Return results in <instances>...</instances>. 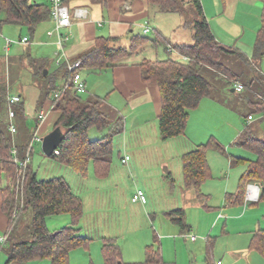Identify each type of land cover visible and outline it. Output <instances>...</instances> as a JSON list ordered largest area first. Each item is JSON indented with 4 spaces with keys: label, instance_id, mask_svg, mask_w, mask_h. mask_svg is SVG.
<instances>
[{
    "label": "rangeland",
    "instance_id": "1",
    "mask_svg": "<svg viewBox=\"0 0 264 264\" xmlns=\"http://www.w3.org/2000/svg\"><path fill=\"white\" fill-rule=\"evenodd\" d=\"M31 1L47 5L51 2V0ZM77 3L79 0L70 2L72 10L77 6ZM179 14L174 16L175 22L181 21V26L175 30L171 29L169 24H164L167 23L169 17H162L165 19L158 21L159 17L153 21V25L163 23L161 25L165 29V34L171 36L173 41L192 44L194 31L191 26L198 14L197 8L194 3H190L184 6ZM3 18L4 15L0 11V21ZM0 26L2 29L4 28L3 34H0V84L9 83L11 94H18L40 79L39 75L30 69L32 65L28 64L27 47L17 43L20 35L29 34L32 36V33L27 26L21 27L15 24ZM22 28L23 32L21 33L20 29ZM138 32L148 37L154 35L152 31L145 33L144 30H137ZM7 41L15 42L11 46L9 45L10 50L6 48ZM129 42L130 38L128 37L122 39V44ZM174 53L177 59H182L180 55ZM134 56H140L142 59L144 57L167 59L169 54L165 51V46L162 45L157 48L146 47L145 51H139ZM223 60L233 72L240 75V79L244 82H250L258 76V70L255 63H251V59L249 64L238 55L226 54ZM43 65L46 66L44 71L50 69V73L46 74V79L43 77L45 83L49 86L55 84L56 87H60L61 84L57 79V75L60 73L56 61L50 59L44 61ZM84 73L87 77L89 76L87 72ZM210 75L209 78L215 85L211 96L213 101H210V105L203 104L202 108L191 113L192 119L188 132L192 136L187 133V139L181 136V138L165 140L160 133L159 121L156 123L151 121L141 128L139 127L140 132L134 131L131 129L134 124L130 118L128 121L131 122L126 129L127 133L115 138L113 163L105 178H98L91 166L90 175L86 179L52 156H47L43 152L42 141L32 138V131L35 128L32 116L25 115L28 117L26 126L21 121L23 119L21 115L11 120L8 103H3L0 107V128L6 131L13 121L19 127L17 137H25L26 133L31 132L26 138L30 143L33 140V151L29 162L30 171L34 172L39 180L63 177L69 182L75 194L83 200L84 214L79 223V228H83L80 231L81 236L91 234L102 238L101 236L106 235L116 239L115 241H118L121 248L125 250L135 243L137 245L141 242H154L163 250L164 264H209V258L205 257V247L207 246V237L211 235L209 244L214 245V262L219 257H223L228 261V264H264V256L258 251L247 249L243 252L240 250L249 245L253 235L252 231L257 227L264 229V201L257 205L253 203L254 201L246 199L244 203L234 206H230L225 201L226 193H234L238 190L240 178L248 166L247 162L233 166L231 159L233 157L246 160L256 158L254 151L237 143L242 134H240V130H237V125L246 124L247 122L244 120H247L246 117L249 113L257 118H261L264 113L263 111L255 113V108L246 101L245 97H252L254 93L249 90L244 93H230L227 89L228 86L225 88L223 86V82L226 81L224 76L222 77L218 73ZM89 79H92L90 88L94 83H97V88L103 92L102 94L106 93L105 76L97 77L94 74L90 75ZM238 83L242 82L238 81ZM82 97L89 98L90 93L82 94ZM91 98L93 97L91 96ZM218 100L225 102L227 109H222L221 102L214 103ZM107 102H109L108 99L106 102L101 101V110L108 115L110 120H117L120 117L119 112L112 109ZM235 118L237 123H235ZM203 130H210V135L224 146L226 153H220L215 149L208 150L207 158L210 162L211 177L202 185V192L207 197L198 198L194 188L188 191L185 189L182 154L192 149L197 143L208 142L211 136L204 137L201 132ZM253 130H255V132L253 131L255 136L264 140V122L261 124V128L254 129L253 127ZM236 131H238L237 134H235ZM106 133V130L100 133L93 127L90 129L89 136L91 139H98ZM11 134L15 136L12 132ZM42 137L44 136L42 135ZM184 140H186L185 143ZM197 140L203 142H197ZM126 154L130 156L127 164L122 161ZM1 183L4 188L10 184L7 179H3ZM137 189H142L145 192L146 203L133 201L132 198ZM18 190L22 200L24 185L19 184ZM24 204L25 202H22V205H19L18 209L13 212L14 219L9 225L8 234L12 241L25 237L32 222V209H24ZM179 208L184 209L186 223L190 225L191 231L186 234L195 235L198 245L192 243L189 237H187L189 241L186 240L180 232L177 234L182 241L177 248L171 238H166L164 241L163 238L158 237L155 242L156 235L159 236L167 232L163 226L160 227L163 220L168 222L167 213ZM247 209L250 210L246 212ZM252 209L254 211H251ZM66 218H70V220L67 221ZM70 224L71 217L66 214L47 217V227L51 231L59 230L64 225ZM173 226L177 229L180 228L178 224ZM169 232L174 233L173 231ZM208 253L210 255L209 250ZM176 257L178 258L177 263L175 262Z\"/></svg>",
    "mask_w": 264,
    "mask_h": 264
},
{
    "label": "trees",
    "instance_id": "2",
    "mask_svg": "<svg viewBox=\"0 0 264 264\" xmlns=\"http://www.w3.org/2000/svg\"><path fill=\"white\" fill-rule=\"evenodd\" d=\"M72 0H68L70 3ZM148 7L159 13L182 12V0H145ZM264 3V0H262ZM197 8V17L192 24L193 43L173 42L171 37L165 36L159 29H155L152 37L143 33L132 35L128 44H122V38L99 37L93 47L77 60H82V69L104 70L120 65L134 56L139 51H145L146 47L157 48L164 45L169 54L167 59H149L144 57L139 63L142 69V78L146 83H155L161 93V114L159 116V129L163 139L181 137L186 133L191 112L198 108L202 100L212 96L215 89L210 80V74H221L226 78L223 86L227 89H236L237 82L243 84L244 89L254 93L252 97L246 96V101L255 108L254 112L264 111V73L259 68V63L254 61L257 68V77L250 82H244L227 66L223 60L226 54L238 55L250 64V58L237 48H232L220 42L214 35L211 25L205 15L201 0H191ZM0 11L4 18L2 24H15L27 26L31 32L37 25L50 17V7L47 4L31 0H0ZM177 51L185 59L173 58L172 52ZM256 59L264 58V13L263 26L260 29L256 41ZM75 60V61H77ZM38 71H36V74ZM223 73V74H222ZM42 75V72H40ZM68 72V77L70 78ZM68 78V79H69ZM43 100L51 96L56 87L44 84L41 86ZM11 96L9 86L0 84V107L8 103ZM101 100L82 97L74 84L65 90L55 100V109L60 112L55 128L60 127L64 131V139L58 147L59 153L53 154L64 165L72 168L78 175L87 178L90 175L91 166L98 178H105L112 165L114 142L118 135L124 131L125 121L123 117L110 120L108 115L100 108ZM17 116L25 117L23 101L16 105ZM252 115V114H251ZM16 116V117H17ZM249 117V116H248ZM18 127V126H17ZM96 128L100 133L107 131L98 139H91L89 132ZM10 129V126H9ZM9 129L0 128V191L3 195V211L8 216L9 225L12 223L14 210L25 202L24 209L31 208L33 212L32 222L25 237L12 241L8 237L9 261H29L37 259H49L52 264H70V254L78 248H88L92 239L79 234V223L83 217V200L75 194L69 182L63 177H54L49 180H39L37 175L30 171L29 164L24 170L15 161L13 150H17V156L25 159L29 140L27 136L17 137L18 131L13 136ZM237 143L248 147L255 152L256 158L251 160L233 157L231 165L248 163L242 174L238 190L234 193H226L225 201L230 206L242 204L246 200L247 186L250 183L261 187L260 197L254 204L264 201V140L259 139L253 133V129L247 126L239 136ZM215 149L225 154L224 146L213 136L208 142L198 145L195 149L182 155L183 175L186 186L193 187L198 198H206L202 192V185L211 177V167L208 162L207 152ZM32 155V152H31ZM7 179L10 184L6 188L2 180ZM24 179V182H23ZM19 184L24 185V194L18 190ZM24 198V199H23ZM22 207V206H21ZM69 215L71 224L56 231L47 227V217L52 215ZM170 219L178 224L183 233L190 232V227L185 220V211L182 208L168 213ZM22 218V217H21ZM21 222V221H20ZM211 237H207L210 243ZM213 245L209 244L211 249ZM250 248L264 256V229L258 228L253 232ZM105 264H118L121 258V250L113 241H106L103 246ZM146 262L150 264H162L163 256L159 247L149 245L146 247ZM209 264H217V261L209 257Z\"/></svg>",
    "mask_w": 264,
    "mask_h": 264
},
{
    "label": "crops",
    "instance_id": "3",
    "mask_svg": "<svg viewBox=\"0 0 264 264\" xmlns=\"http://www.w3.org/2000/svg\"><path fill=\"white\" fill-rule=\"evenodd\" d=\"M72 0L71 2H74ZM88 1V2H86ZM79 0L75 8H85L88 11L86 18H73L72 24L69 28L65 30V32L71 33V38L65 42L64 50H60V46L57 41V36H50L48 33L55 28V22L51 18V15L48 19L40 22L35 30L32 33V36L29 34L20 35L18 44L27 47L28 53V64L31 66L30 69L33 73L38 71L37 75H39L40 79L34 81L33 85L28 86L25 90L18 93L23 98V103L25 107V115L29 114L31 119L35 124V128L32 131H38L41 136H45L55 129L56 121L60 115V112L55 109V100L52 98L53 94L57 91L62 90V88L66 85L68 80V69L67 65L69 62H74L79 59L84 53L88 52L93 45L96 43V40L99 37L104 38H125L128 37L131 39L132 35L137 33V30L143 31L145 27L150 28V31L154 32L157 28L165 36V29L163 27V23H159L157 25H153V21H163L165 18L169 17L167 23L171 26V29L175 30L181 26V21L175 22L176 18L174 15L180 12L173 13H159L152 11L145 0ZM183 7L192 3L191 0H182ZM203 4V8L205 11V15L211 25V29L216 36V38L222 42L223 44L230 46L232 48H237L240 51L244 52L252 62L256 61L259 64V68L264 73V58L261 61L256 59V41L258 37V33L263 26V13H264V3L262 0H201ZM49 7L51 8V2L49 3ZM164 15V16H163ZM181 17V16H179ZM167 19V18H166ZM13 25V24H12ZM20 26V25H18ZM0 26V34H3V29ZM22 27V26H21ZM20 32H23V28L20 29ZM139 33V32H138ZM24 37H28L27 42H22L21 39ZM171 37V36H168ZM172 38V37H171ZM173 41V40H172ZM8 42V41H7ZM176 42V41H173ZM15 42H12V44ZM177 43H184L178 42ZM11 44V45H12ZM10 45V46H11ZM10 46H6L8 50ZM176 52L178 55L179 53ZM174 52H172V57L177 59L174 56ZM25 55V54H24ZM139 57L131 56L128 60H126L125 65H120L112 68H107L104 70H90V69H82L81 74L83 79L87 84L86 93H90V97L99 99L101 101L107 102L112 109L116 112H119L120 116L123 117L125 121V129L123 133H127L126 129L129 126V123L132 121L134 126H131L132 130H138L140 132V128L143 125H146L148 122H157L159 121V116L161 114V93L159 86L155 83H146L142 78V69L139 66V63L142 61V58L138 60ZM185 59V57H181ZM50 59H54L56 61L57 69H59L60 75H57V79L60 82L61 86L56 87L55 84H52V87H56L54 93L45 98L43 100V104H41L42 98V88L41 86L45 84V79L47 75L43 73L44 68H46V63L43 65V62L48 61ZM58 59H60L61 63H58ZM8 61V59H7ZM6 61V62H7ZM45 66V67H44ZM46 70V69H45ZM48 74L50 73V69L48 68ZM42 72V75L40 74ZM84 72H87L89 76L87 77ZM105 76L107 83L106 93L102 94L101 90L97 88V83L91 86L92 79H89L90 75ZM45 79H44V78ZM56 81V80H55ZM94 81V80H93ZM53 82V81H52ZM54 83V82H53ZM9 86V83H7ZM232 90V88H231ZM230 91V93H235V91ZM83 93V94H86ZM17 94V93H16ZM12 95V94H11ZM15 95V94H13ZM212 97H206L202 100L200 106L196 109L202 108L203 104L210 105V101ZM216 99V98H215ZM221 102V103H220ZM209 103V104H208ZM217 104H221L222 109L226 108L225 102L222 100H218V102H214ZM229 107V106H228ZM194 109V110H196ZM227 109V108H226ZM230 109V108H229ZM40 110L46 111V118L42 121L38 120L37 113ZM193 110V111H194ZM192 111V112H193ZM236 111V109H234ZM191 112V113H192ZM252 113H249L250 116ZM131 118V121L128 120ZM247 123L243 126H238L237 130H240V134L245 130L247 126H250L252 129L261 128V124L264 122V115L261 118H257L253 116L252 120H249V117H246ZM192 119V114L190 115V119L187 125L186 133L183 135L185 139H187V133L189 134L190 128V120ZM28 117H24L21 121H23V125L26 126V121ZM13 122V121H12ZM14 123V122H13ZM235 123H237L235 118ZM15 124V123H14ZM17 126V125H16ZM140 127V128H139ZM18 128V127H17ZM128 131V130H127ZM255 132V130H253ZM203 136H212L210 130L201 131ZM122 133V134H123ZM236 131L235 134H237ZM192 136L191 134H189ZM187 137V138H186ZM181 138V137H180ZM184 139V138H183ZM220 139V138H219ZM183 142V140H181ZM186 140H184L185 143ZM197 142H203L198 141ZM196 144V143H195ZM202 143H197L192 147V149L184 152L187 153L193 149H195L198 145ZM183 155V154H182ZM129 156L126 154L125 158ZM130 157V156H129ZM122 158V161L125 159ZM130 160V159H129ZM209 162V161H208ZM124 163V161H123ZM128 163V162H127ZM125 163V164H127ZM210 163V162H209ZM87 179V178H86ZM89 179V178H88ZM193 187L186 186L185 189L188 191ZM195 191V189H194ZM196 193V191H195ZM3 195L0 191V264H52L49 259H37V260H29V261H9L8 258V249L9 244L8 241L5 243L1 242L3 237H7L9 234V219L8 216L4 213L3 208ZM250 209H247L248 212ZM251 211H254L252 209ZM170 213V212H168ZM168 213L166 215V220L161 222L160 227H164V230L167 231L164 234L159 236L156 235L155 242L163 238L165 241L166 238H171L172 243L175 245V248L178 247V244L182 241L177 234L180 232L181 236L183 235L186 240L187 237L191 239V236L188 234H184L181 228H174L175 222L169 218ZM67 221L70 218H66ZM69 224V223H67ZM67 226V225H64ZM190 227V225H188ZM81 229H83L81 227ZM81 229L79 228V234L81 233ZM181 229V231H179ZM258 227L255 229L257 230ZM254 230V231H255ZM169 231H173L171 233ZM252 231V233L254 232ZM89 236L92 241L88 248H78L71 252L70 254V264H105L103 257V246L106 241H113L119 245L121 250V258L124 264H150L146 262V247L149 245H156V243H136L133 246H130L127 250L121 248L118 241L113 239L112 237L103 235L100 237H95L91 234H86ZM165 236V237H164ZM209 237V236H208ZM211 237V235H210ZM251 239V238H250ZM162 240V241H163ZM192 243L198 245L197 239L190 240ZM248 241V240H247ZM150 242V241H148ZM207 242V240H206ZM249 245L242 247L240 250L243 252L247 249H250ZM205 247V257L211 255V259H215L214 248H209V242L206 243ZM214 246V245H213ZM200 247V246H199ZM204 247V245H203ZM160 248V247H159ZM137 249V250H136ZM161 250V248H160ZM210 252V255L208 253ZM137 251V253H136ZM163 250H161L162 256H164ZM222 260L225 264H228L227 260L223 257H219L217 259ZM178 258L176 257V263ZM164 264V260L163 263Z\"/></svg>",
    "mask_w": 264,
    "mask_h": 264
},
{
    "label": "built area",
    "instance_id": "4",
    "mask_svg": "<svg viewBox=\"0 0 264 264\" xmlns=\"http://www.w3.org/2000/svg\"><path fill=\"white\" fill-rule=\"evenodd\" d=\"M88 14V11L85 8H74L73 10L70 7V3H68V0H51V8H50V15L51 18L54 20L55 22V28L52 31H49V35L53 36L56 35L57 36V41L58 44L60 46V50L63 51L64 50V44L65 42H67L70 38H71V33H66L65 30L67 28H69L72 24L73 18H86ZM150 31V28L145 27L144 28V32L147 33ZM28 37H24L21 39L22 42H27L28 41ZM12 44V41H8V46ZM58 63L60 64L61 61L60 59H58ZM82 64V60H77L74 62H69L67 65V69L68 72L70 73V78L67 80L66 85L62 88V90L57 91L53 94L52 98L54 100H57L61 94L67 90L71 84H74L75 89L83 94L86 93L87 91V84L85 82V80L83 79V76L81 74V72L79 71V68L81 67ZM236 89L237 91L241 92L244 89L243 84L238 83L236 85ZM23 101V98L21 95H11L8 97V104L10 105V117L11 120H13L16 116H17V111L15 110V106L18 105L20 102ZM264 113V111H263ZM46 111L44 110H40L37 113V118L38 120L42 121L46 118ZM253 119V115L249 116V120ZM10 131L13 134H16L18 131V128L16 126V124H14L13 122L10 124ZM32 138L35 140H40L42 141V136L41 134L36 131L34 132V134L32 135ZM33 151V140L31 141V143L29 144L27 153H26V157L25 159H20L17 156V150H13V154L15 155V161L19 164V166L25 171L30 160H31V152ZM54 153L58 154L59 151L56 150ZM129 156H127L123 161L124 163H127L129 160ZM260 191H261V187L258 184H254V183H250L248 185L247 188V193H246V199L248 201H258L259 197H260ZM133 201L134 202H142V203H146L147 198H146V194L142 189H137V191L134 193L133 195ZM192 240H196L197 237L195 235L191 236ZM7 241V237H3L1 239V242L5 243ZM217 264H225L222 260H218Z\"/></svg>",
    "mask_w": 264,
    "mask_h": 264
},
{
    "label": "water",
    "instance_id": "5",
    "mask_svg": "<svg viewBox=\"0 0 264 264\" xmlns=\"http://www.w3.org/2000/svg\"><path fill=\"white\" fill-rule=\"evenodd\" d=\"M45 74H48V70L44 71ZM235 91V88L232 89ZM64 139V131L62 128L57 127L47 135L42 138V148L43 152L47 156H53L54 152L58 149L59 145ZM118 264H124L119 260Z\"/></svg>",
    "mask_w": 264,
    "mask_h": 264
}]
</instances>
